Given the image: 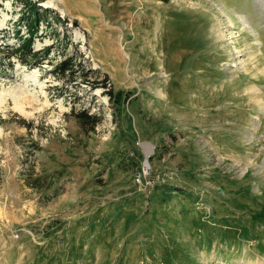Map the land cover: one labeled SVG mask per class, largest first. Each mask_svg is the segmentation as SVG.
<instances>
[{
    "label": "rangeland",
    "instance_id": "374dc122",
    "mask_svg": "<svg viewBox=\"0 0 264 264\" xmlns=\"http://www.w3.org/2000/svg\"><path fill=\"white\" fill-rule=\"evenodd\" d=\"M0 174V264H264V0H0Z\"/></svg>",
    "mask_w": 264,
    "mask_h": 264
},
{
    "label": "trees",
    "instance_id": "16d2710c",
    "mask_svg": "<svg viewBox=\"0 0 264 264\" xmlns=\"http://www.w3.org/2000/svg\"><path fill=\"white\" fill-rule=\"evenodd\" d=\"M159 1H163V2H167L168 3L170 0H159ZM27 4H28V6L30 8V11H29L28 15H31L30 17H32L36 13L35 12L36 8H35L34 4H32V2H30V3L28 2ZM56 17H58L57 20L60 21L61 18L59 16H56ZM38 19H40V17ZM32 33H34V32H31L30 33L31 36H29V38L24 39L22 41V43L16 49L15 48L12 49V52L10 54H8V59H10L12 56H15L21 62H24L25 64L33 63L34 61H37V62L39 61L40 53L38 51H34L33 48H30L31 45H32V42H33V39H32L33 34ZM74 67H75V63L72 60V58L71 57L70 58L67 57L64 60H61V62L57 64L56 69H55L54 72L57 75H59V74L70 75L71 73H73L75 71ZM76 117H78L77 119L79 120V123H80L81 127L83 129L87 130V133L94 132L95 129H96V126L100 123V121L102 119L101 116L96 115V114H88L87 111L80 112L78 114V116H76ZM202 163L203 162H200L197 165H200ZM194 165H196V164H194ZM217 172L219 173L220 171L217 170ZM211 175H212L211 179L214 180L215 177H216V174H214L212 172ZM0 176H1V174H0ZM223 176L225 178L224 181L227 180L228 182H230L232 184H233V182L237 181V180H234V179H228L229 176H227L225 174ZM243 177H241V179H243ZM247 179H249V177ZM247 179H244V180L247 181ZM165 185L166 186H163V188L162 187H158V188H155L156 190H154V191L150 190L149 192H146L147 193V199H149L152 194H155L157 196V198H158V212H161V213H159V217H161V218H159V219H161L160 221H164V218L167 219V222L171 221L172 219L181 218L182 221H183V225H186V228H187V231H188L187 232L188 236H193V234L195 232L197 233V229L195 227H193V229L190 230V228L187 227L189 224L191 225V223H189V220H188L190 217H186L185 218V217H179L178 216V212L177 211H181L182 209H184L185 208L184 204L181 202V199L178 197V198H176L177 199L176 205L173 206L174 197L171 196L172 188L169 186V183H166ZM237 187L242 188L244 186L243 185L242 186L237 185ZM134 196L135 195H133V196H131L129 198V202L135 201V197ZM159 206H161V207H159ZM176 208H178L177 211H175ZM163 212H166V214L165 213L162 214ZM170 212H172L171 216H169ZM183 212H184V210H183ZM129 214H130V212L126 211V215H129ZM121 217H123V216H119V218H121ZM159 225H161V224L159 223ZM164 228L167 231L166 227H164ZM171 228L173 230H175V231L177 230V227H171ZM222 234H223L222 236L225 237V239L227 240V233H222ZM169 235H170V233H169ZM171 237H174V236H171ZM251 237L252 238H256V239H261L260 237H256V236H251ZM210 238L212 240L214 239L213 236H211ZM258 242L260 243V241H258Z\"/></svg>",
    "mask_w": 264,
    "mask_h": 264
},
{
    "label": "bare ground",
    "instance_id": "6f19581e",
    "mask_svg": "<svg viewBox=\"0 0 264 264\" xmlns=\"http://www.w3.org/2000/svg\"><path fill=\"white\" fill-rule=\"evenodd\" d=\"M54 6L56 7L57 5H54ZM17 108H18L20 111L25 112V111H24V106H23L20 102L17 103ZM145 147H146V149L148 150V152L151 151V147H150L149 145H146Z\"/></svg>",
    "mask_w": 264,
    "mask_h": 264
},
{
    "label": "built area",
    "instance_id": "2783aa9c",
    "mask_svg": "<svg viewBox=\"0 0 264 264\" xmlns=\"http://www.w3.org/2000/svg\"><path fill=\"white\" fill-rule=\"evenodd\" d=\"M140 180V179H139Z\"/></svg>",
    "mask_w": 264,
    "mask_h": 264
}]
</instances>
